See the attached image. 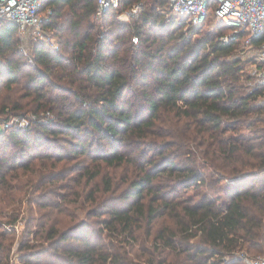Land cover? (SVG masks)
Listing matches in <instances>:
<instances>
[{"label": "trees", "instance_id": "1", "mask_svg": "<svg viewBox=\"0 0 264 264\" xmlns=\"http://www.w3.org/2000/svg\"><path fill=\"white\" fill-rule=\"evenodd\" d=\"M43 8L60 49L36 40L32 64L18 25L0 21V124L49 113L0 132V218L30 206L17 261L0 222V264H242L237 252L264 253V85L249 88L246 33L222 41L232 27L216 21L192 41L168 0H119L98 18L96 0ZM262 43L264 31L252 40ZM67 178L75 190L59 194Z\"/></svg>", "mask_w": 264, "mask_h": 264}, {"label": "built area", "instance_id": "2", "mask_svg": "<svg viewBox=\"0 0 264 264\" xmlns=\"http://www.w3.org/2000/svg\"><path fill=\"white\" fill-rule=\"evenodd\" d=\"M168 3L172 13L184 18L187 25H201L211 13L216 21L231 26L232 31L222 36V41H227L232 34L239 31L245 32L243 45L255 50L250 66L253 85H264V43L257 47L252 44L253 38L264 31V0H168ZM118 5L119 0H96L94 15L98 18L106 10L116 9ZM141 7L142 2H137L117 17L127 19ZM50 12L49 8H43V0H0V21L16 23L21 35L28 33L46 46L57 50L54 42L46 39L43 27L49 20ZM132 41L137 42V37L133 36ZM24 122L23 119L10 118L1 128ZM234 257H239L242 264H264V253L254 255L240 251L234 254ZM229 258L227 256L224 260Z\"/></svg>", "mask_w": 264, "mask_h": 264}, {"label": "rangeland", "instance_id": "3", "mask_svg": "<svg viewBox=\"0 0 264 264\" xmlns=\"http://www.w3.org/2000/svg\"><path fill=\"white\" fill-rule=\"evenodd\" d=\"M119 15V14H118ZM117 17V16H116ZM129 17L127 19H117L120 20V21H128L129 20ZM214 23H216V20L213 19V18H209L205 24H201L202 26L200 27L199 30V34L201 32H204L206 30H209L211 29L213 26H214ZM180 25V30L184 32V34L186 36H188V38H190L192 41H195L196 38L200 37V35H197V34H193L192 31L189 30V28L191 29V27L187 24H183V23H179ZM65 35H63V38H67L68 40L70 41H73L75 39V37L70 34L68 31H64L63 32ZM230 31L226 32V34H229ZM58 35V34H57ZM103 35V34H101ZM59 36V35H58ZM58 36H55L51 33L50 30H46L45 31V37L46 39L48 40H51L53 41L54 45L57 46V50L60 49V37ZM19 38L21 40V43H20V50L21 52H23V55L27 58V60L30 62V64H32V61H31V49H32V46L34 45L33 42H35L37 39H35L32 35L26 33L24 35H21L19 33ZM59 38V39H58ZM46 45V44H45ZM48 47V46H46ZM50 48V47H48ZM254 52L255 50L254 49H251L249 47H246L243 45L242 42H240L239 44V53H238V56H240V58L244 61L245 63V71L249 74V76H251L249 78V88H252L253 86V76L251 74V65H252V62H253V55H254ZM46 115L48 116L49 113L46 111V112H37V113H34V112H31V111H28V112H24L23 114L20 113V114H15V113H9L8 116H9V119L10 118H17V119H23L25 120L24 123H17V125H12L10 126L8 129L12 128V129H18V130H25L27 128H29L32 124L34 125L36 123V121L38 122H41V121H46L47 119H45L43 116ZM50 116H51V113H50ZM262 118V122L260 123L259 126H261L263 129H264V114L262 116H260ZM36 119H39V120H36ZM2 124H0V132H4V130L6 128H1ZM16 126V127H14ZM190 149V148H189ZM58 185H60V188H58V193L59 194H63V193H68L69 189L72 190H75V185L71 180H69V178L67 179H64L63 181H59L57 183ZM77 192V190H76ZM188 193H186L185 195L188 196L190 194L193 193L192 190H188L187 191ZM70 198H73V197H70ZM56 199V198H55ZM71 202V206L69 208L70 211L72 212H75L76 214H78L80 217L84 218L85 216V211H86V208L84 207L85 205H81L79 204V201L75 202L73 199H69ZM61 203V205L65 204L63 203V200L61 199L59 201ZM31 207H33V209H35V206L32 205ZM28 208H30V206H28V203L27 201H25V198L23 199L20 207H19V210H18V215L16 217V219L13 221L12 219L7 221V219L3 218L1 219L0 218V222L3 223V227L7 230H9L11 233V250H10V253H9V257L11 260L13 261H17V255H19L18 252H16V249H17V246L21 240V234L22 232L25 230L26 228V218H27V213H28ZM85 208V210H84ZM44 210H48V208L44 209ZM12 211L9 210L8 211V214H10ZM30 229L34 228V227H29ZM30 240L31 242H34V240H32V235L30 236Z\"/></svg>", "mask_w": 264, "mask_h": 264}]
</instances>
